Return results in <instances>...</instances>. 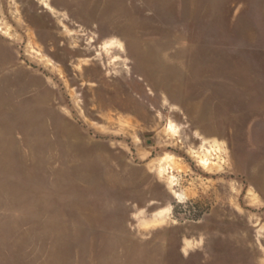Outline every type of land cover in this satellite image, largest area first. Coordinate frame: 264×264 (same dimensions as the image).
I'll return each instance as SVG.
<instances>
[{
	"label": "rangeland",
	"instance_id": "rangeland-1",
	"mask_svg": "<svg viewBox=\"0 0 264 264\" xmlns=\"http://www.w3.org/2000/svg\"><path fill=\"white\" fill-rule=\"evenodd\" d=\"M0 264H264V0H0Z\"/></svg>",
	"mask_w": 264,
	"mask_h": 264
}]
</instances>
